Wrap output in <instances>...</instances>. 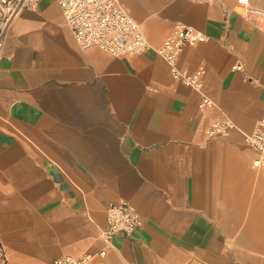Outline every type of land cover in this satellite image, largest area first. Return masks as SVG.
<instances>
[{
	"label": "crops",
	"instance_id": "crops-1",
	"mask_svg": "<svg viewBox=\"0 0 264 264\" xmlns=\"http://www.w3.org/2000/svg\"><path fill=\"white\" fill-rule=\"evenodd\" d=\"M120 1L150 42L142 54L81 48L55 0L22 10L4 35L0 238L8 264L84 254L92 264H264V186L240 160L264 171L245 141L264 115V16L235 0ZM251 4L264 11V0ZM178 24L208 37L176 62L189 74L203 68L200 90L157 53ZM204 95L214 107L200 108ZM221 112L234 128L210 138ZM227 150L240 151L232 162L246 185L236 200L229 194L224 219V188L209 174H223ZM122 202L141 224L106 242L107 210Z\"/></svg>",
	"mask_w": 264,
	"mask_h": 264
},
{
	"label": "built area",
	"instance_id": "built-area-1",
	"mask_svg": "<svg viewBox=\"0 0 264 264\" xmlns=\"http://www.w3.org/2000/svg\"><path fill=\"white\" fill-rule=\"evenodd\" d=\"M39 0H0V55L3 51V38L22 10L34 8ZM64 21L71 30L81 48H97L112 56H132L142 54L151 48L143 27L121 3L120 0H55ZM202 3H220L226 0H192ZM245 14L264 16V11L254 7L251 0H235ZM202 36L194 28L178 24L172 34L157 49V53L171 66L172 74L197 90L202 88L203 68L189 74L176 67L180 55L186 46L195 44ZM243 61L237 60L236 70H243ZM213 101L202 96L200 108L214 107ZM234 128L233 121L221 112L206 131L212 137L226 136ZM249 149L254 153L252 165L264 169V115L260 118L253 131L245 136ZM108 228L106 242L116 234L128 235L141 224V215L127 202L113 205L107 210ZM105 255L104 251L99 252ZM94 256L84 254L80 257L63 256L52 264H92ZM0 264H8L5 246L0 238Z\"/></svg>",
	"mask_w": 264,
	"mask_h": 264
},
{
	"label": "rangeland",
	"instance_id": "rangeland-1",
	"mask_svg": "<svg viewBox=\"0 0 264 264\" xmlns=\"http://www.w3.org/2000/svg\"><path fill=\"white\" fill-rule=\"evenodd\" d=\"M244 13H245V11H244ZM237 151L238 150H235V151L227 150V151H225L224 156H222V159L218 163V166L221 167V171L223 174H209V177L211 179V183L213 182L215 185H217V186L220 185L222 188H224V192H225L224 198L226 199V201L224 202L225 204L220 207L221 208V215L224 219H227L229 216V211L227 210L229 194H231L233 196V198L236 200V198H238L239 195L235 194V193H239L240 189H242L243 186L246 185V183L244 182V179H243V175H242L243 173L242 172L239 173L238 169L235 168V166H234V162H232L234 154H236ZM238 153H240V151H238ZM247 166L249 167V160H248ZM213 167H214V165H213ZM249 169L251 170L252 174H259V173L255 172L253 169H251L250 167H249ZM244 211L238 212V213L242 214V216H243L242 221L243 222H244V214H245Z\"/></svg>",
	"mask_w": 264,
	"mask_h": 264
},
{
	"label": "bare ground",
	"instance_id": "bare-ground-1",
	"mask_svg": "<svg viewBox=\"0 0 264 264\" xmlns=\"http://www.w3.org/2000/svg\"><path fill=\"white\" fill-rule=\"evenodd\" d=\"M148 1H153V0H148ZM246 157H241V159L240 160H243V162H244V160L246 161V159H245ZM239 160V159H238ZM242 162V163H243ZM241 163V166H242V171H244V172H246V174H248L249 172H250V169L248 168V167H246L244 164H242ZM259 174H261V177H258V178H256V181L258 182L257 184H259V186H264V171H261ZM11 264H22V263H20V262H17V261H12L11 262ZM26 264H35V263H26Z\"/></svg>",
	"mask_w": 264,
	"mask_h": 264
}]
</instances>
